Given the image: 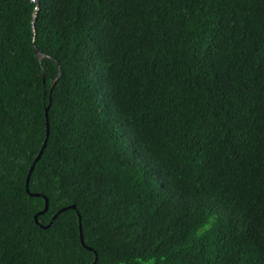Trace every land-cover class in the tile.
Listing matches in <instances>:
<instances>
[{"label": "trees", "instance_id": "16d2710c", "mask_svg": "<svg viewBox=\"0 0 264 264\" xmlns=\"http://www.w3.org/2000/svg\"><path fill=\"white\" fill-rule=\"evenodd\" d=\"M96 257L264 264V0H0V264Z\"/></svg>", "mask_w": 264, "mask_h": 264}, {"label": "water", "instance_id": "95a60500", "mask_svg": "<svg viewBox=\"0 0 264 264\" xmlns=\"http://www.w3.org/2000/svg\"><path fill=\"white\" fill-rule=\"evenodd\" d=\"M33 1H36V0H33ZM35 16H36V15H35ZM33 25H34V28H35V20L33 21ZM36 51H37V54H38V56H39L40 59H42V58L45 56V54L42 53V52H40L38 48H36ZM60 69H61V66H60ZM60 76H61V70H60V75H59L58 79H57V80L55 81V83L53 84V87H52V90H51L52 92H53V90H54V88H55V86H56V83H57V81L59 80ZM47 117H48V113H47ZM49 134H50V127H49V119H48V136H47V138H46V141H45L44 146L42 147L40 153L38 154V156L36 157L35 161L33 162L32 166H31V169H30V171H29L28 178H27V191H28V192H30L29 184H30L31 175H32V173H33V170H34V168H35L37 162L41 159V157H42V155H43V153H44V150H45V148H46V146H47V139H48V137H49ZM32 195H34V196H41L42 194H41V193H32ZM48 208H49V199L46 198V205H45L44 210L41 211V212H39V213L35 216V219H36V222H37V223H39V215L45 213V212L48 210ZM67 208H76V205H72V206H69V207H67ZM67 208H65V209H63V210H66ZM63 210H62V211H63ZM58 214H59V213H58ZM58 214H56L55 218L58 216ZM80 218H81V217H80ZM50 224H51V223H50ZM50 224H49V225H46V226H44V227L47 228V227L50 226ZM81 238H82V242L85 243V240H84V236H83V234L81 235ZM89 248L92 249V247H89ZM96 261H97V257H96V260H95V262H94L93 264H96Z\"/></svg>", "mask_w": 264, "mask_h": 264}]
</instances>
